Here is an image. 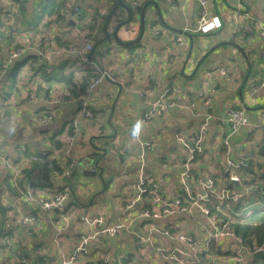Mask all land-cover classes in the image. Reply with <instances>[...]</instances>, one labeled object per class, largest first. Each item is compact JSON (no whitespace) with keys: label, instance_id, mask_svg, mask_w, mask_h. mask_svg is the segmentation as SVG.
I'll use <instances>...</instances> for the list:
<instances>
[{"label":"crops","instance_id":"obj_1","mask_svg":"<svg viewBox=\"0 0 264 264\" xmlns=\"http://www.w3.org/2000/svg\"><path fill=\"white\" fill-rule=\"evenodd\" d=\"M110 1L111 0H76L75 4L78 8H83L86 13L92 14L94 10L101 12L105 11ZM131 1L132 6L135 8L138 7L139 9L132 11V22L121 26L118 30L119 38L125 42L135 41L139 35L141 0H137L138 2ZM147 1L151 0H143V3ZM152 1L158 6L161 18H159L154 6L149 5L146 8L144 32L141 40L137 42L141 43L142 48L134 49L135 47L133 46L137 45L136 43L128 47L133 50H127L121 48L117 44H113V40H111L112 43L111 41L104 40L96 47V50L98 49L99 52L105 54L103 55L105 57H97L96 60H98L97 62L101 64L102 67L104 66L101 62L102 59L106 63V66L109 65L108 67L104 66V69L110 72L112 80H103L99 84L97 90L93 92L92 108L95 119L90 120L80 117L79 115L77 116V109H75L72 104H59L60 106L58 108L52 109L49 103L52 98L49 101L40 99L35 100L34 104L29 102L27 104L24 101L21 104H25L26 106L25 115L27 114L30 116L32 114V116L28 117V119L30 118L28 121L23 117L22 122H27L22 125L21 130L18 129V131H15L12 127L11 129L5 127V144L3 149L5 148L7 150L8 156L13 158L19 157V159H21L23 155H19L17 152L18 144L20 143L26 144L24 145L25 147H32L33 149L44 148L46 147L44 142L54 133H59L58 138L62 140L65 138L68 128L70 130L69 134L72 133L71 126L73 123H76L78 127V136L75 141L73 156L78 159V156H80L78 148L81 144L82 134L85 130L90 131L92 129L95 120L99 116L102 120V122H99L101 123L99 124V128L101 129V134H103L101 143H93L92 139H90V142L99 148L106 149V154L100 153L103 158L108 154L105 142L108 140L109 136L115 135L117 130L121 132L120 137L122 144L124 145L126 143L129 147L126 154H131L132 149L135 147L140 150L139 142L136 138L130 139L129 133L125 131L124 126H129V130L133 132V126L140 120L143 105L139 99L138 90L146 81L143 75L145 70H148V72H152L151 70H158L160 72L157 75L153 73L156 75L157 80V83L152 85L155 95H160L163 91L170 90V98H172V96L174 99L187 98V102L196 98L198 102V105L191 111L173 109L164 119L154 118L146 122L142 125L143 128L141 126L142 129H140L139 135L136 136L138 140L145 143L143 152L146 170L150 173L152 172L154 176L158 174L159 187L162 190L163 188L166 190V193H162L163 195L160 194L164 199L168 200L170 194L173 192L168 185V180L171 175L173 174L174 179H176L177 177L180 178V175L185 172V169L179 167L178 163L175 165L176 160L182 162L186 158L185 150L178 142H173L172 137H174V133L177 131H181L184 136L190 134L200 122L201 117H199L197 110L203 107V101L197 96L199 92L213 96L214 99L211 107V112L213 114L211 119L212 128L209 130V135L205 144V148L208 152L216 150L217 147L220 146V143H214V145H217L215 148L213 143H211V139L214 135V130L222 126L219 125L221 120H225L222 127L226 128V134L224 130H220L217 132L215 139L221 142V140L230 133L228 125L226 124V112L228 108H244L245 111V125H243L236 134L229 137V146L231 150H233L234 147H238L239 144H244V141L250 134L248 133L250 125L256 124L257 128L255 130L260 128V133L264 132V118L261 119L262 115L260 114L262 111L260 108L264 105V87L258 88L254 92L253 86L259 84L251 82L248 86V80H250L252 76H256V78L259 77V75H255L253 72V67L256 68H254L256 72H264V0H207V13L209 15H217L222 24L219 29L208 34L196 32L199 25L200 8L196 0ZM29 7L30 6H28V9ZM64 11L66 16L65 20L71 25L66 27L64 26L65 21H63L64 23H61L62 27H64L62 32L66 31L68 40L77 47H80L82 40L80 38L75 39L73 35L83 30L84 39V37L92 33L93 31L90 32L87 27L89 20L83 21V26L79 29L78 24H80V22L75 19V13L68 11L66 5ZM235 17H238L243 29L241 28L233 39L232 33L235 25ZM91 23L93 25L96 23L95 28L97 29L92 37L94 44L95 41H100L103 37L102 34L98 32L99 21L98 23L97 21ZM153 28L157 29L158 35L156 37L151 35ZM170 28L180 30L186 34L177 33ZM177 38L182 39V45L177 43ZM242 38L247 39L248 42L244 43ZM37 48L40 49L42 47ZM59 56L60 55L50 57L48 60L50 62H57ZM109 59L111 61L107 63L106 60ZM146 61L150 62L153 69L149 70V68L145 67ZM33 66L35 65L33 64ZM118 68L123 71L122 76L124 80L117 74V71H113ZM219 69L227 70L226 74H219ZM206 72L209 74L215 72L216 76L208 78L206 86L203 87L200 83L203 78H205ZM228 79H231L232 83L235 84V90L231 91V94L225 96L219 94L218 96L220 86ZM177 83H179V85ZM245 90L247 91L245 92ZM259 91L260 94L256 95L255 93ZM257 106L258 108H256ZM38 108L51 112L49 115L51 120H49V122L41 124L44 120L36 118V109ZM17 109L19 111L20 107L17 106ZM113 117L117 118V120L115 121L114 119L113 121ZM37 122L39 124H37ZM69 124H71V126L67 127ZM255 130L253 132H255ZM45 133H49V137L44 138ZM228 158L231 159L230 156H228ZM148 159L151 161V164H148ZM168 160H170L169 163H167ZM136 164V162H124L123 159L119 158L114 159L110 165L105 158V162L102 164L104 168L102 178H99L98 171L94 177L82 175L83 181H90L89 183L93 185L91 191L87 192L90 193V195L93 192L94 195L90 199H84L83 204L77 200L78 205L83 206V212L78 216V221L77 217H74L71 221L66 222L67 224H61V222L64 221L62 219L63 216L60 219L55 214L45 215L44 220L46 219V223L41 224V226L35 230L38 239H31L28 235L19 230L17 236L26 239H24L23 242L12 239L13 250L15 251L17 246L22 249L29 248L30 250L38 246L37 250L49 257L48 262L59 264L60 255H66L71 252L75 246L79 232L83 229V223H81L80 219L82 217H89L92 215V212L94 213L89 205L92 202L94 204V199L99 196V194L104 193L108 197H114L116 201L120 198V200L117 201V207L113 209L111 213L104 214L107 220H109L107 223L111 224L118 222V218L121 216V205L124 204L123 201L127 202L129 200V198L125 200L121 197L128 195L130 188H128L127 185L131 186L130 181L133 178L132 174H134L133 172L136 169ZM113 170L118 172L117 174L122 177V181L126 176L130 177L126 178L125 182H121L116 191L111 192L108 189L111 183L108 186L106 183L112 178L109 174ZM54 185L59 186L58 180L55 181ZM120 187H122V189H120ZM46 190L51 194L59 193L54 189ZM45 192L44 189L40 190L38 197L42 198L44 195V197H47L49 193ZM8 197V195L4 196L6 199H8ZM115 200L113 201V198L109 199L107 205L112 208L116 203ZM121 201L122 204L119 203ZM143 204L146 203L142 198L137 201L136 207L134 208L140 209ZM76 208V206H73L70 209L75 211L77 210ZM84 210H87V212ZM101 212L102 211H98L96 213ZM68 215H71L70 210ZM192 216L195 218H190L191 216L176 217L171 226L176 227V229L180 227L181 232H186L190 235L194 234L195 237L198 238L197 244H201V246H198L202 249L205 246L203 245L204 237L207 238V235L202 234L200 231L201 225H203L201 216H199V214L198 216ZM166 220H168V218L162 220L163 224L166 223ZM178 220H180V222ZM75 222L78 223V227L75 226ZM59 223L61 226H58ZM144 223L138 221L132 223L128 227V231H125L127 233L123 232L122 234H118L115 238L97 239L91 245L93 254L82 260L79 264H131L128 263L129 260L131 262L142 261L143 264H150V258L147 253L152 254L157 263L160 258L152 251L146 252L145 249L141 248L137 251L134 234L137 233L138 236L145 235L148 232L149 228L147 230L142 229ZM161 227H163V225ZM150 239H153L154 243L162 244L165 247L171 244L161 232L154 231ZM56 240L58 241L54 244ZM60 241L62 249L57 245ZM172 245L174 246V244ZM149 247H152V245ZM103 250L112 253L111 257L114 258V262L104 263L99 259ZM117 252L121 253L116 257L115 253ZM129 252L132 255L131 258L128 257ZM143 255L145 256L143 257Z\"/></svg>","mask_w":264,"mask_h":264},{"label":"trees","instance_id":"obj_2","mask_svg":"<svg viewBox=\"0 0 264 264\" xmlns=\"http://www.w3.org/2000/svg\"><path fill=\"white\" fill-rule=\"evenodd\" d=\"M28 1L29 0H10L11 5L9 6L4 7L0 5V74L3 75L2 82L3 84H5V87H3L4 90L0 89L4 91L2 93V96L0 95V97L7 99L10 96L11 98V96H13L12 92H17V85L22 81H25L23 85L27 89V95H34L36 100L40 99L49 101L52 96L56 98L53 93H60L63 99H70L74 101L72 105L75 109H77L76 111L78 112V106L80 104L82 96L84 95L86 87L91 83L92 80L96 78L97 75L93 72L91 66L83 64L76 57L60 55L57 62H50L48 60V58L56 56L54 51L58 46H63L70 42L68 40V37H65V35L62 34L60 30L61 28H63L61 25L63 21H65L64 26L67 27L68 25H71L67 20H65L66 16L64 7L67 0H37L38 4L35 7L37 11H35V13L38 16L36 18L34 16V13L28 14L29 5L26 8V3L29 4ZM131 2L122 0V3L131 8L132 11L139 9L138 7L135 8L134 6H132ZM3 4L8 5L5 3ZM78 9V12L75 13L74 16H76L79 22L80 20L85 21L88 19L89 22L87 24V27L90 32L96 29L95 25L91 26V22L95 20L94 17H98V32L102 34L103 38L100 41H95L94 44L92 43L93 50L89 54L97 62V57H105L103 56L105 55L104 53L99 52L98 49L96 50L97 45L104 40H112V30L114 29L115 25L122 22L126 18V11L124 10L123 6L118 3L117 0H111L108 4L107 11L104 12L94 10L91 14L88 12L86 13L81 7H79ZM8 16L10 17V19H7ZM6 21H10V24H7ZM50 26H54V30H51ZM31 30H33L34 32L36 31L33 38H31L29 35L22 37L21 34L24 35L27 31L28 34ZM82 33L83 30L77 34H74L73 37L75 39L80 38L82 40ZM21 37L22 40L18 39ZM84 40L85 37L82 41ZM35 45H37L36 47L44 48L42 50L45 53H52L49 54L48 58H46L44 57V55L39 56L35 53V51L31 50L18 58L12 59L11 62H9L7 66L3 68V65L7 63L8 56L17 48L26 46L34 47ZM133 47H135L134 49L141 48V43H137V45H134ZM124 49L133 50L129 48ZM110 61V59L106 60L107 63H109ZM68 62H76L78 63V65L76 67H73L69 71H65V67ZM33 64L35 66H33ZM102 68L104 69V66ZM27 69L29 70L26 72ZM263 80L264 73H261L257 80L252 82H254V84H260ZM17 94L20 93L17 92ZM20 97H18L14 101V104L10 105L16 107L24 102L25 99L22 96ZM25 102L28 104L27 101ZM60 105L50 104V108L56 109ZM38 109H36V118L44 120V122L42 123L49 122L46 121V116L49 117L51 112ZM5 112L9 114V111ZM7 121L8 120H6V122ZM37 124L39 123L37 122ZM69 126H71V124H69L68 127ZM222 126L214 130V135L211 139V143L213 142L214 138H216L218 131L224 130L226 134V128ZM260 131L261 130L257 132V130H255L252 135L248 136V138H254V146H259L262 144ZM66 133H70L69 128ZM58 137L59 133H54L47 141L44 142L46 144V147L44 148L33 149L32 147H26L24 152L21 151L23 156H30V154H35L37 151L43 152L44 155L40 156L38 162H30L29 165L21 170L22 175L20 181H17L18 184H14L13 182H11L10 173L8 172V170L0 166V264H52L48 262L49 257L47 255H44L37 250L38 246H35L32 250H30L29 248L22 249L17 246L16 250L14 251L12 249V239H17L20 240L19 242H23L26 238H20L19 236H17L18 234H14V236L12 235L17 229H20L22 233L28 235L29 238H35V240H37L38 236L36 235L35 230L39 228L41 224L46 223V219L44 220L45 215H57L58 213H60L61 216H66L65 212H69L70 208H72L73 206H79L77 203L78 199L75 190L76 187L80 185L79 177L82 175L78 173L75 168L68 179H64L61 177V174L65 170V166L67 165V163L60 161L58 157L55 158L56 155L58 156L59 152L62 151L65 146L64 140H61ZM222 140L221 142L219 141V148L217 147V149L213 150L211 153L208 152V150L205 148L204 154L200 157H197L196 161H194L193 165H195L196 167L192 166V164L186 165V158L180 163L181 166L179 167H181L182 169H187L189 176L188 178H185L184 183H182L180 178L177 177V186L175 185L174 177L169 178V182H172L174 187H172L168 183V185L171 187V190L173 191L172 194H170V198H168V200L173 201L174 198L177 197L181 201V206H185L187 208L190 207L191 200H189L190 198H188V193L186 192L185 186L183 184H187L190 188L191 194L195 196L199 192V188L197 187L198 178H200L201 175H207L208 177L212 178L214 180V186L212 192L210 193L209 199L207 201H200V203L204 207L209 209V216L216 222L219 228L225 226V230H228L234 234V238H230L228 241H217L213 238L204 241L203 245L207 242V246H204L202 248V251H199L197 253L198 259L195 264H214L212 263L213 260H216L218 264H233L230 261L236 255L234 254V250L231 248V245L233 244L238 245L240 253H253L259 249H264V163L260 161L259 157L255 160L256 163L254 160L248 159L246 157L243 145L248 143L249 147L251 145V141H244V144H239L238 147H234V149L231 150L230 157L234 161V163L237 164V167L233 171H235L236 175H238L239 182L237 185L230 182V172L223 173V170L226 167V158L223 152L224 146L222 145ZM1 144L2 143L0 142V148L3 147L1 146ZM74 148L75 146L72 148V157L68 158L69 161L75 159V156H73ZM262 155L264 157V152ZM80 159L81 155L78 156V163ZM213 162L216 163L219 170L213 171ZM200 163H203L202 167L198 166ZM208 166L211 168L208 169ZM136 172L137 168L133 172L134 174H132L133 178L130 181V185L133 187L130 188L127 196H129L132 192H135L134 184L136 183ZM146 172L149 176H154L152 172L150 173L145 170V174ZM56 180H58L59 186L54 185ZM133 180L135 181V183ZM109 184V182L106 183L107 186ZM2 185L6 186L4 187ZM39 188H42V190L54 189L59 193L67 192L69 195V199L65 203L62 210L55 209L49 214L44 212L33 202V204H31L32 207L29 208L30 202L22 200H24L26 196L30 195V192L37 193ZM222 188L226 189L230 194H232L233 192H237L241 195V197H239L238 200H232L231 198L222 199L219 197V191ZM120 189H122V187H120ZM5 195L9 196L8 199L4 198ZM87 196H90V193ZM128 198L130 200L133 197ZM141 198L145 199L144 201L146 204H143L140 209L133 207L130 212H136L144 210L146 208L152 209L155 207L154 204L148 201V199L150 198L148 192L142 194ZM16 199L21 200L19 204H14V201ZM125 202L126 201H123L124 204L127 203ZM23 203H26V208H24ZM251 204L257 206L252 210H247L249 209L248 207ZM93 205L94 204L92 202L89 206ZM15 208H22V210L26 212L27 216L33 215V217L35 218L34 222L29 224L26 223L25 226L21 227V223H17L18 215L20 216V212L18 211L17 214V211L14 210ZM219 208H222L226 213H222ZM99 215L103 214L92 212V215H90L88 218L94 219ZM177 215L179 216L175 215L168 217V220H166V223L164 224L162 222L161 224L163 225V228L169 230L171 233H176V227L171 226L174 222L173 220L176 217L191 216L190 218H195L192 216V213H179ZM103 216L105 218L106 224H109L107 223V221L109 220H107L106 215ZM201 221L204 225L207 223V220L203 216H201ZM120 231L116 235L122 234L125 230L121 229ZM80 232L77 237H79V235L81 234ZM182 233L193 237L194 240L198 243V238L195 237L194 234L190 235L186 232ZM140 236L141 235H138L137 237L134 236L136 247L140 245ZM112 238L115 237H105V239ZM98 239L104 238L100 237ZM95 241H92L89 247L91 254H93L91 245ZM198 245L201 246V244ZM146 247V252H154L152 247H149L147 245ZM168 247H173V245L170 244V246ZM174 255L176 256V254ZM128 257H132L130 252L128 254ZM128 263H131L130 260ZM158 263L176 264L175 262H163L161 260H159L156 264ZM248 264H264V258L260 260L250 261Z\"/></svg>","mask_w":264,"mask_h":264},{"label":"built area","instance_id":"obj_3","mask_svg":"<svg viewBox=\"0 0 264 264\" xmlns=\"http://www.w3.org/2000/svg\"><path fill=\"white\" fill-rule=\"evenodd\" d=\"M70 1V2H69ZM68 4H66L67 10L73 13L78 12V7L75 4L76 0H69ZM137 2V0H133ZM200 6L199 8V25L197 27L196 32L201 34H208L217 29H219L222 24L217 15H209L206 10L207 0H196ZM107 9H105L106 11ZM104 12V11H103ZM98 23V17H96ZM96 26V23H95ZM51 30H54V26H50ZM232 37L236 33H238L241 29L240 22L238 17H235V25L233 27ZM243 29V28H242ZM96 29L88 34L85 37V41H82L81 46L77 47L75 44L71 42L63 45L58 46L54 51L55 55H67L70 57L78 58L83 64L91 66L93 72L97 75L94 80L86 87L84 95L81 98L80 104L78 106L77 116L83 117L85 119H95V115L93 112V92L97 90L99 84L105 80L110 79L112 80V76L110 72L103 69L101 65L96 62L89 54L93 50V45L90 39H92ZM151 35L156 37L158 35L157 29L153 28ZM65 37H68L65 35ZM66 40V39H63ZM177 43L182 45V39L177 38ZM42 49H38L37 47L26 46L17 48L14 52H12L8 58L7 63L3 65V68L7 66L12 59L18 58L29 51H35V53L39 56H43L48 58L49 53H45ZM219 74L225 75L227 70L219 69ZM157 83L156 75L152 72L148 73V79L142 84V87L138 90L139 99L142 102L143 110L140 115V120L142 121V125L148 121H151L154 118H166L170 111L173 109L176 110H192L194 107L198 105L197 99L190 100L187 102V98L177 99L169 98L170 90H165L160 95H155L153 91L152 85ZM264 87V81H262L259 85L253 86L254 92L258 88ZM203 101V107L198 109V115L201 117L200 122L196 125L195 130L188 135L182 134L181 131H177L174 133V141L178 142L181 147L185 150L186 153V165L194 164V161L197 157H200L204 154L205 151V144L207 137L209 135V130L212 128V112L208 111L211 110L212 103H213V96H210L206 93L199 92L197 95ZM60 96L56 97L55 99L51 100L49 103L51 105H58V104H73V100H60ZM35 96L32 95L29 97L28 102L34 103ZM227 125L230 133L226 137L223 144L226 148V164L227 167H233L234 163L231 159L228 158L230 146L228 138L238 132V130L245 125V111L242 108H228L227 112ZM51 117H47L46 121H49ZM100 120V116L97 117ZM225 120H221L219 125H224ZM136 125V124H135ZM134 125V126H135ZM133 126V127H134ZM257 128L256 124H252L249 127V133ZM72 133L68 135V137L64 138L66 142V146L59 152L58 156L56 155L55 158L58 157L60 161L66 162L67 165L65 166V170L61 174V177L64 179H68L73 172V170L78 166V159L68 160V158L72 157V148L75 146V141L78 136V127L76 123H73L71 126ZM140 133V132H139ZM139 133L136 135L138 136ZM136 140L139 142L140 147V159L138 166V173L136 174V183H135V193H137V197L129 200L121 211V216L128 217V223L125 218H119L118 222L106 224L105 218L103 215H99L94 219L88 217H82L80 220L83 223V229L81 230V234L77 238L76 244L68 254L60 255V264H79L82 260L88 258L92 254L90 253V244L92 241L97 240L100 237H113L115 236L121 229H128L132 223L138 222H145L147 220L150 221H160L170 216H175L179 213H192L193 211L198 212L201 216H203L207 223L205 224L210 230L211 233L208 238H213L216 240L227 241L230 238H234V234L228 230H225V226L219 228L216 222L209 216L210 211L208 208L204 207L200 201H207L209 199L210 193L213 190L214 182L210 178L200 177L197 180V187L199 188V192L193 196L190 192V188L187 184H183L185 186V190L188 193V198L191 200L190 207L181 206L180 200L175 197L173 201H169L164 199L160 193L157 191L155 183L152 182L145 177L144 172L145 168V159H144V152L143 147L145 143L141 140ZM26 147H23V152L25 151ZM44 155L43 152L37 151L35 154H30V156H22L21 159L19 157L15 158V161L18 160L17 164H21L20 168H16L17 173H20L23 168L30 164V162H35L36 160L40 159V156ZM8 155L4 153H0V166L6 168L10 173L9 169L15 170V165L7 163ZM233 171V170H232ZM13 173H15L13 171ZM229 173V172H228ZM16 174V173H15ZM187 169L185 172L180 175V180L182 183L185 182V178H188ZM230 180H234L239 182V177L235 173H231L229 176ZM148 192L150 198L148 199L149 202L154 204V208L152 209H144L136 212H130V210L135 207L137 201L141 200V195ZM221 193L219 192V197ZM45 196V195H44ZM40 199H32L26 196L22 201H28L35 203L40 209H42L46 213H50L53 210H62L65 203L69 199V195L67 192L64 193H57L53 194L52 196H47ZM222 196L224 198H231L232 200H238L241 195L237 192H233L230 194L228 191L224 190L222 192ZM144 199V198H143ZM145 200V199H144ZM21 200L16 199L14 204H19ZM147 201V202H148ZM13 204V205H14ZM130 212V213H129ZM63 220L66 219V216H63ZM29 221L34 222V217H30ZM204 225V224H203ZM204 228V226H203ZM162 230L161 234L165 236L171 244H174L172 248L165 247L163 245L155 244L151 235L155 232H159ZM202 230V229H201ZM204 233V231H203ZM140 243L145 245H152L154 250V254L159 256L160 260L163 262H175L176 264H195L198 259V252L202 251V249L198 246L197 242L194 240L193 237L186 235L181 232L171 233L169 230L160 229L156 227H150L148 232L145 235H141L139 237ZM154 246V247H153ZM260 250V249H259ZM150 254V253H148ZM176 254V256L174 255ZM153 256V255H152ZM99 259H101L104 263H111L114 262V258L104 254H100ZM155 261V260H154Z\"/></svg>","mask_w":264,"mask_h":264},{"label":"rangeland","instance_id":"obj_4","mask_svg":"<svg viewBox=\"0 0 264 264\" xmlns=\"http://www.w3.org/2000/svg\"><path fill=\"white\" fill-rule=\"evenodd\" d=\"M33 1H34V3H33ZM69 0H67V2H66V4H68L69 2H68ZM127 1H130L131 2V0H127ZM0 5L1 6H4V7H7V6H9V5H11V3H10V0H0ZM5 3V4H8V5H4L3 3ZM29 2V4L28 3H26V8H27V6L29 5L30 7H29V12H28V14H30V13H34V16H35V18L38 16V15H36V13H35V11H37L36 9H35V7H36V5L38 4V2H37V0L35 1V0H29L28 1ZM110 3V2H109ZM107 11V10H106ZM26 15H27V13H26ZM27 18H29V17H27ZM7 19H10V17L8 16L7 17ZM75 19H77L76 17H75ZM94 21H97V19H96V17H94ZM44 20V19H43ZM93 21V22H94ZM6 23L7 24H10V21H6ZM64 23V22H63ZM82 26H83V20L81 21L80 20V24H78V28L79 29H81L82 28ZM91 26H94L92 23H91ZM126 27V26H125ZM240 27H241V25H240ZM64 28V27H63ZM63 28H61L60 30H61V33L62 34H64V35H66V36H68V34L66 33V31H64V32H62V29ZM241 28H243V27H241ZM78 29V30H79ZM28 32V31H27ZM27 32L23 35V34H21L22 35V37H24V36H30L31 38H33L34 37V35H35V33H36V31L34 32L33 30H31L30 31V33H28L27 34ZM237 34V33H236ZM235 34V35H236ZM235 35H234V37H232L233 39L235 38ZM22 37L21 38H18V39H20V40H22ZM82 37H83V33H82ZM82 40H83V38H82ZM86 40V39H85ZM84 40V41H85ZM91 40V42L93 43V39H90ZM242 41L244 42V43H247L248 42V40L247 39H245V38H242ZM111 43H112V41H111ZM113 44H115V43H113ZM142 48V47H141ZM111 52H113V51H111ZM49 53V52H48ZM102 64L105 66V67H108L109 65H107L106 66V63L103 61V59H102ZM78 65V63H76V62H68L67 63V65H66V67H65V71H69V70H71L73 67H76ZM1 67H2V65H1ZM145 67H147V68H149V70L150 69H153L152 67H151V65H150V62L149 61H146L145 62ZM255 67H253V72L255 73V75H260L261 73H264V72H256L255 71V69H254ZM29 69H27L26 70V72L28 71ZM113 71H117V74L121 77V79H123V76H122V73H123V71H121V69L120 68H118L117 70H113ZM152 71V73H154V74H159L160 72L157 70H151ZM148 70H145L144 71V78L147 80L148 79ZM2 74H0V89H3V87H5V84H3V82H2ZM215 77L216 76V73L215 72H212V74H209L208 72H206V74H205V78H203V80L201 81V86H203V87H205L206 86V84H207V79L208 78H211V77ZM179 79H180V77H179ZM124 80V79H123ZM255 80H257V78H256V76H252L251 78H250V80H248V86H249V84L252 82V81H255ZM24 82L25 81H22L21 83H19L18 85H17V92H19L20 94H17V92H12L13 93V96H11V98H10V96H9V98H7V99H5V98H3V97H0V142L3 144V147H4V144H5V127H9V129H11V127H12V129L13 130H15V131H18V129L19 130H21V127H22V125L24 124V123H26L28 120H30V118L28 119V117H31L32 116V114L29 116V115H25V111H26V106H25V104H19L18 106L20 107V110L18 111V109H17V106L16 107H14V106H11L10 104H14L15 102V100L18 98V97H20V96H22L24 99H25V101H27L28 102V100H29V97L30 96H32V95H27L26 93H27V89H26V87L23 85L24 84ZM258 82V81H257ZM191 83H193V82H191ZM178 85H179V83H177ZM225 85V86H224ZM247 86V87H248ZM235 88H236V86H235V84L234 83H232V81H231V79H228V80H226L224 83H223V85L222 86H220V91L218 92V96H219V94L220 95H223V96H225V95H227V94H231L232 92L231 91H234L235 90ZM4 90V89H3ZM247 90H245V92H246ZM4 91H2V90H0V95L2 96V93H3ZM256 95H259L260 94V91L259 92H256L255 93ZM53 95H55L56 97H58V96H60L61 98H60V100H62L63 99V97L60 95V93H53ZM169 96H170V93H169ZM21 98V97H20ZM52 99H55L54 98V96H52L51 97ZM170 98V97H169ZM174 97L172 96V98H170V99H173ZM229 100H231V99H229ZM253 104V103H252ZM213 105V104H212ZM256 108H258V106L256 107ZM243 110H244V108H242ZM262 111L260 112V114L262 115L261 116V119L262 118H264V105H262V107L260 108ZM4 110V111H3ZM5 111H9V114L8 113H6ZM208 111H210L211 112V110H208ZM23 117H25V120L27 119V121H25V122H22V119H23ZM260 117V116H259ZM10 119V120H9ZM114 119H115V121L117 120V118H115V117H113V121H114ZM6 120H8L7 122H6ZM8 122H10L9 123V126H8ZM99 122H102V120L100 119V120H98V119H96L95 120V124L93 125V127H92V129L90 130V131H84V133L82 134V138H81V144H80V146H79V148H78V153H80L79 155H81V154H83V151L84 152H86L88 149H89V145H90V139H92L93 140V143H96V142H100L101 143V137H103V134H101V129L99 128L100 126H99V124H101V123H99ZM41 124H43V123H41ZM96 125V126H95ZM67 127H68V125H67ZM142 128H143V126H142ZM141 128V129H142ZM261 128H263V127H261ZM124 129H125V131L126 132H128L129 133V136H130V139L131 138H136V135H133V132L132 131H130L129 130V126H124ZM259 129L260 128H258L257 129V132L259 131ZM254 131V130H253ZM253 131L249 134V135H252L253 134ZM67 132V131H66ZM237 133V132H236ZM235 133V134H236ZM249 133V132H248ZM16 134H17V132H16ZM65 134V133H64ZM63 135V134H62ZM61 135V136H62ZM68 135L69 134H65V138L66 137H68ZM234 135V134H233ZM121 132L119 131V130H117V133L114 135V136H112L111 138H109V140H106V142H105V146L107 147V155L105 156V158H106V160L109 162V164L111 165V163H112V161L114 160V159H119V158H121V159H123V161L124 162H129V163H134V162H136L137 164L135 165L136 166V168H137V170H138V166H139V162L141 161V159H140V150L137 148V147H135L134 149H132V153L131 154H126V151L129 149V147H128V145L125 143L124 145L122 144V141H121ZM228 136V135H227ZM227 136H225L223 139V142L225 141V139H226V137ZM47 137H49V133H45V135H44V138H47ZM51 137V136H50ZM169 138H170V135H169ZM173 138V137H172ZM261 138H262V141H261V146H254L255 145V142H254V138L252 137V138H247L245 141L246 142H248V141H251V145L248 147V143H246V144H244L243 145V149H244V152H245V155H246V157L248 158V159H251V160H256V159H258V157L260 158V161L261 162H263L264 163V157H263V152H264V132L263 133H261ZM171 139V138H170ZM47 140V139H46ZM64 140V142H65V139H63ZM172 141L173 142H175L174 141V139H172ZM228 141H229V138H228ZM213 145H214V143H216V144H219V140L217 141L215 138H214V140H213ZM2 144H1V146H2ZM24 145H26V144H18V148H17V152L19 153V155H22V150H23V146ZM222 145L224 146V156H225V158H226V148H225V145L222 143ZM65 146H66V142H65ZM64 146V147H65ZM215 146V148H216V146L217 145H214ZM3 147H1L0 148V153H4V154H7V150L4 148L3 149ZM84 148H85V150H84ZM219 148V147H218ZM62 149V148H61ZM262 150H263V152H262ZM213 151V150H212ZM211 151V152H212ZM210 152V153H211ZM262 152V153H261ZM230 154H231V149L229 150V154H228V156H230ZM100 156V155H99ZM120 156V157H119ZM51 158H53V157H51ZM105 158H103L101 161H100V164H103L104 162H105ZM197 159V158H196ZM196 161V160H195ZM231 161H233L232 159H231ZM36 162H38V160H36ZM151 161L148 159V164H151L150 163ZM170 162V160H168V162L167 163H169ZM216 162V161H215ZM7 163H8V165L9 164H12V165H15L16 167H15V170H12V169H9L10 170V180H11V182H13L14 184H18V182L20 181V179H21V175H22V173L20 172V173H17V170H16V168H20L21 167V164L19 163V164H17L18 163V160L17 161H15V159L13 158L12 159V157L11 156H8V158H7ZM178 163V165L179 166H181V162L180 161H178V160H176V162H175V165ZM233 163H234V161H233ZM255 163H256V161H255ZM225 164H226V162H225ZM199 167H202L203 166V163H200L199 165H198ZM237 167V164L236 163H234V166L233 167H227V164H226V167H225V169L223 170V173L224 172H226V173H228V172H230V174L231 173H235V171H231V170H235V168ZM208 169H210L211 167H207ZM217 171V170H219L218 169V166L216 165V163H214L213 162V171ZM13 171L16 173H13ZM118 172H116V170H113L109 175H110V177H112V178H107V179H109V183H111V186L108 188L109 189V191H111V192H113V191H116L117 190V187L119 186V184L121 183V182H125V179L126 178H129L130 176H126L125 177V179L122 181V177H120L118 174H117ZM138 173V171L135 173V176H136V174ZM236 174V173H235ZM144 175H145V177L146 178H148L151 182H152V184L153 183H155V186H156V189H157V191L160 193V194H162V193H166V190H165V188H163V190L159 187V179L157 178L158 177V174L157 175H155V176H149L148 175V173L146 172V174H145V172H144ZM238 176V175H237ZM132 177V176H131ZM173 177V174L171 175V177L170 178H172ZM200 177H205V178H210V177H208L207 175H205V176H200ZM4 178V177H3ZM56 179H58V178H56ZM210 179H212V178H210ZM213 180V179H212ZM18 181V182H17ZM110 181H112V182H110ZM134 181V180H133ZM168 181H170V179L168 180ZM174 181H175V185H177L178 186V182H177V180L176 179H174ZM79 182H80V185L79 186H77L76 187V190H75V193H76V196H77V199L83 204V200L84 199H90L93 195H94V193L92 192L91 193V195L90 196H87L89 193L87 192V191H91V188L93 187V185H91L89 182L90 181H83V177L82 176H80L79 177ZM213 182H214V180H213ZM134 183H135V181H134ZM172 187H174V185L172 184V182H168ZM135 185V184H134ZM2 186H6V185H2ZM127 187L128 188H131V187H133V186H129V185H127ZM127 188V189H128ZM40 190H42V188H39V190L37 191V193H32V192H30V195H28V197L29 198H32V199H40V197H38L39 195V191ZM224 190H226V189H221L219 192L221 193V195H220V198H222V199H226V198H224V196H222V192L224 191ZM17 191H18V188H17ZM47 193H49L47 196H52L53 194H51L50 192H48L47 190H45ZM227 191V190H226ZM45 192V193H46ZM32 195H34V196H32ZM163 195V194H162ZM128 197H137V193H135V192H132L129 196H122L121 198L122 199H127ZM113 198V201L115 200V198L114 197H108L106 194H104V193H101V194H99V196H97L95 199H94V205L93 206H91L90 208H92L93 209V211H94V213H96V212H98V211H102L101 212V214H109V213H111L112 211H113V209H115L116 207H117V205H118V203H117V201H119L120 200V198L116 201V203H115V205L114 206H112V208L109 206V205H107L108 204V200L109 199H112ZM132 198V199H133ZM131 200V199H130ZM129 201V200H128ZM127 201V202H128ZM120 204H122V201L121 202H119ZM31 204H33L32 202H30V205H29V208H31L32 207V205ZM23 205H24V208H26L27 207V205H26V203H23ZM22 205V206H23ZM125 205V204H124ZM124 205H121V210L120 211H122V209L124 208ZM11 206V205H10ZM257 205H249V209H247V210H252L253 208H255ZM260 206V205H259ZM88 208V207H87ZM89 208V209H90ZM77 210H75V211H72L71 209H70V211H71V215H68L69 214V212L67 211V212H65V215H68V216H66V219L64 220V221H62L61 222V224H67L66 222H69V221H71L74 217L76 218L77 217V221H78V216L83 212V206H78L77 208H76ZM14 210H16L17 211V214H18V211L20 212L19 214H20V216L18 215V221H17V223H21V227H23V226H25V224L26 223H32L31 221H29L28 219L30 218V217H33V215H29V216H27L26 215V212L24 211V210H22V208H15ZM20 210H22V211H20ZM108 210V211H107ZM219 210L222 212V213H226L222 208H219ZM84 211H86L87 212V210H84ZM176 216H179V215H176ZM57 217L58 218H60L61 219V214L60 213H58L57 214ZM120 217H122V218H124L125 216L123 215V216H120ZM35 219V218H34ZM53 219H55V218H53ZM128 219V217L127 218H125V220H127ZM81 221V220H80ZM179 222H180V220H178ZM82 222V221H81ZM163 221L162 220H160V221H150V220H147L145 223H144V225H143V227H142V229H145V230H147L148 228H150L151 226H154V227H156V228H160V229H163V227H161L162 226V223ZM127 223H128V220H127ZM61 224L59 223L58 224V226H61ZM75 224V226L76 227H78V223L77 222H75L74 223ZM177 226H178V224H177ZM203 226H204V228H203ZM201 229L202 230H200L201 232H202V234H205V235H209L210 233H211V230L206 226V225H201ZM20 229H17L14 233H13V235L12 236H14V234H18V231H19ZM125 231H128V229H124ZM124 231V232H125ZM177 231L178 232H181L180 231V227H177ZM203 231H204V233H203ZM159 232H163L162 230H159ZM125 233H127V232H125ZM182 233V232H181ZM134 236H137V233L136 234H134ZM113 237H115V236H113ZM101 238H105V237H101ZM210 238H208V236H207V238L206 237H204V241H206V240H209ZM115 240V239H114ZM57 241L58 240H56L55 242H54V244L55 243H57ZM218 241V240H217ZM228 241V240H227ZM151 243H153V241H151ZM155 244H157V243H155ZM58 246H59V248L60 249H62L61 248V241L57 244ZM159 245H162V244H159ZM205 246H207V242L204 244ZM154 247V246H153ZM145 249V248H147L146 247V245H142L141 243H140V245H138L137 246V251L139 250V249ZM121 252H123L122 250H120ZM239 251V250H238ZM236 252V255H235V257L234 258H232L230 261L232 262V263H234L236 260H239L240 259V255L242 254V253H240V252ZM121 252H117V253H115V255H116V257L118 256V254L119 253H121ZM247 253H249V252H247ZM102 255H104V254H106V255H108V256H110L111 257V255H112V253H110V252H106L105 250H103L102 251V253H101ZM148 254V253H147ZM145 255H143V257H144ZM148 256H149V258H150V261H149V263L150 264H156V262L154 261V258H153V256H152V254H148ZM144 260V259H143ZM1 261V260H0ZM131 262V261H130ZM212 263H214V264H218V262L216 261V260H213V262ZM117 264V263H116ZM131 264H143L142 263V261H135V262H131ZM147 264V263H146Z\"/></svg>","mask_w":264,"mask_h":264},{"label":"water","instance_id":"obj_5","mask_svg":"<svg viewBox=\"0 0 264 264\" xmlns=\"http://www.w3.org/2000/svg\"><path fill=\"white\" fill-rule=\"evenodd\" d=\"M117 1L119 4H121L123 6L124 10L126 11V18L122 22L115 25L114 29L112 30V40L114 41L115 44L119 45L120 47L128 48L131 45L139 42L142 38V35L144 32L145 11L149 5H152L156 8L159 18H161V16H160V13L158 11V6L156 5V3L154 1L151 0V1H147V2L143 3V0H141L142 6L140 9V28H139L138 38L135 41H128V42L122 41L118 36V30L121 26L129 24L130 22H132L133 16H132L131 8L124 5L122 3V0H117ZM170 29L177 32V33L186 34L185 32H182L180 30H176L173 28H170ZM113 107H114V105H113ZM112 136H114V135H112ZM112 136H109V138H111ZM109 138H108V140H109ZM100 153L106 154V149L105 148H99L90 142L89 149L86 152H83V154H81V159L78 163V166L76 167L77 172L83 176H93L94 177V176H96L97 171H98L99 178H102L104 168L102 167V164H100V161L103 159V156ZM92 156H95V157H92ZM192 166L196 167L195 165H192ZM230 182L235 183L236 185L238 184V182H236L234 180H230ZM192 215L198 216V214L194 211L192 212ZM231 248L234 250V254H236V252L239 250V247L236 244L231 245ZM262 258H264V249L257 250L253 253L245 252V253H242L240 255V259L236 260L233 264H248L250 261L260 260Z\"/></svg>","mask_w":264,"mask_h":264},{"label":"clouds","instance_id":"obj_6","mask_svg":"<svg viewBox=\"0 0 264 264\" xmlns=\"http://www.w3.org/2000/svg\"><path fill=\"white\" fill-rule=\"evenodd\" d=\"M142 126V121H137L136 125L134 126L133 135H137L140 132Z\"/></svg>","mask_w":264,"mask_h":264}]
</instances>
